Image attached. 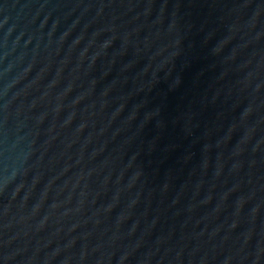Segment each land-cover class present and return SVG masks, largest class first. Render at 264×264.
<instances>
[{
  "label": "water",
  "instance_id": "water-1",
  "mask_svg": "<svg viewBox=\"0 0 264 264\" xmlns=\"http://www.w3.org/2000/svg\"><path fill=\"white\" fill-rule=\"evenodd\" d=\"M0 264H264V0H0Z\"/></svg>",
  "mask_w": 264,
  "mask_h": 264
}]
</instances>
